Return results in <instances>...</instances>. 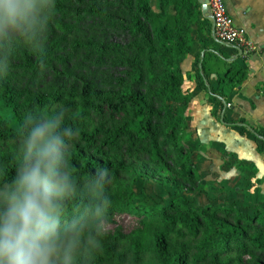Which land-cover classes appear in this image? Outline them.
I'll return each instance as SVG.
<instances>
[{"label": "trees", "instance_id": "obj_1", "mask_svg": "<svg viewBox=\"0 0 264 264\" xmlns=\"http://www.w3.org/2000/svg\"><path fill=\"white\" fill-rule=\"evenodd\" d=\"M53 11L54 17L59 13L100 20L126 38L121 43L72 41L69 49L88 55L93 72L91 78L67 88L58 85L44 92L21 87L23 76L31 77L47 64V53L23 52V60L13 65L8 55L7 72L0 74V144L19 143L21 119L28 111L61 110L53 116L61 118V128L70 130L65 136L66 170L83 185L97 170L106 169L111 200L108 225H115V217L121 215L137 219L136 231L124 233L116 225L107 231L94 258H78L77 264H244L243 259L262 255V207L254 205L241 213L234 203L193 208L184 202L185 188L200 193L202 182L181 142L189 95L181 89L176 60L191 49L197 0H55ZM46 31L48 27L38 23L30 43L42 42ZM61 31L66 40L70 30ZM58 45L55 40L50 47L58 50ZM199 61L197 70L205 82L211 72L216 84L225 87L239 86L245 79V70L231 65L212 71L205 53L196 64ZM112 66L118 70L110 71ZM11 67L14 73L7 75ZM206 84L215 104L212 113L219 118L222 94ZM243 123L240 118L239 131L250 134ZM251 131L263 149L264 136L256 127ZM16 166L11 155L0 154V188L14 176ZM150 176L159 177L166 199L139 207L134 202V182ZM82 199L78 193L69 201V218ZM143 229L146 237L131 235ZM247 264L264 261L255 257Z\"/></svg>", "mask_w": 264, "mask_h": 264}, {"label": "clouds", "instance_id": "obj_2", "mask_svg": "<svg viewBox=\"0 0 264 264\" xmlns=\"http://www.w3.org/2000/svg\"><path fill=\"white\" fill-rule=\"evenodd\" d=\"M54 9L55 0H0V74L12 38L29 43L38 23H53ZM66 135L70 130L51 113L33 109L23 115L15 174L0 188V264H77L101 250L109 173L99 169L78 184L66 170ZM78 193L83 199L69 218V201Z\"/></svg>", "mask_w": 264, "mask_h": 264}, {"label": "crops", "instance_id": "obj_3", "mask_svg": "<svg viewBox=\"0 0 264 264\" xmlns=\"http://www.w3.org/2000/svg\"><path fill=\"white\" fill-rule=\"evenodd\" d=\"M223 2L234 24L245 30L255 49L242 56L235 47L216 41L211 20L207 15L201 14L198 4L197 19L191 27V49L176 60V67L183 79L181 89L189 95L184 112L187 126L185 131L191 133L195 149L198 150L199 157L196 155L192 162L199 177L203 170L200 155L211 150L220 157L214 156L215 167L223 171L230 167L229 174H238L242 185L258 187L259 193L264 196V148H259L258 141L251 133L252 127H256L264 136V0ZM204 53L212 71H223L231 65L246 73L245 79L236 87L216 84V75L212 72L206 78L222 94L221 108H217L219 118L212 113L215 104L208 96L207 82L197 70L200 61L196 64V60L202 58ZM240 118L250 134L239 131L237 123ZM212 161L211 159L208 167L210 169L213 168ZM206 172L205 167L203 173ZM200 180L203 184L204 179L200 177Z\"/></svg>", "mask_w": 264, "mask_h": 264}, {"label": "rangeland", "instance_id": "obj_4", "mask_svg": "<svg viewBox=\"0 0 264 264\" xmlns=\"http://www.w3.org/2000/svg\"><path fill=\"white\" fill-rule=\"evenodd\" d=\"M40 20L43 21V16L40 17ZM46 27H48L49 32L46 31L42 42H38L36 44L30 42L25 43L22 39H17L15 37H13L10 42L8 51L9 55L12 56V59L9 61L11 65L18 64L23 60V56L21 55L23 52L27 55L34 52L47 53L46 57H48V62L43 66V68L39 69L38 72L34 73L31 77L29 73L27 76L22 77L23 83H21V87L23 89L26 88L46 92L58 85H63L67 88L70 84L80 79L87 80L91 78L93 67L90 63L88 55L76 50H70L69 48L72 41L83 43L88 38H93L98 41L111 40L121 43L126 40L121 33L117 32V30L113 31L112 29H108V27L100 20H92L86 17L81 18L80 16L65 17L58 13V15L53 18V23L49 21ZM62 28H68L70 30L66 40L61 38ZM55 40L59 41L58 50L50 47L51 42ZM12 52L14 53L10 54ZM31 59H33V56ZM10 69L11 70L8 71L9 74L7 75L14 73V69H12V67ZM109 70L116 71L118 69L112 66ZM17 73L22 74L21 71H18ZM6 77L7 76H5V78ZM58 112L62 113L61 110L56 111V109L50 110L48 113L55 114ZM181 142L188 149L190 157H192H189L191 162L196 155L199 157V154L197 153L198 150L195 149V145L192 141L191 133L184 131L181 137ZM0 154H9L15 161H17L19 144H0ZM214 156L217 157V154L211 150H208L200 155L202 158L201 167L203 169L202 173H200V177L204 179V185L202 184L200 193H197L189 188H185L183 191L184 202L186 201L193 208H200L206 204L223 205L234 203L239 208L241 213H247L254 205L263 207L264 196L259 193V188L246 187L245 185H242V181L238 174H229L228 170L230 167L225 168L224 171L217 166L215 167L214 161L216 157ZM211 159L213 160L212 169L208 168L211 163ZM205 167L207 168V172L203 173ZM218 172L221 173L217 174ZM158 180V176H150L147 179L140 177L134 182V202L137 206L146 207L165 201L166 194L163 188L158 185ZM115 219V225H108L107 231H111L117 225L124 233L130 234L131 232L136 231L139 227L135 217L121 215L120 217H115ZM146 232V229H143V232H135L131 235H144L146 237ZM255 257L264 261V253L262 255L256 254L250 259H243L244 264H247L249 260H252ZM143 264H152V262L146 261Z\"/></svg>", "mask_w": 264, "mask_h": 264}, {"label": "built area", "instance_id": "obj_5", "mask_svg": "<svg viewBox=\"0 0 264 264\" xmlns=\"http://www.w3.org/2000/svg\"><path fill=\"white\" fill-rule=\"evenodd\" d=\"M207 12L210 15L213 37L216 41L236 48L240 55H247L255 47L245 30L234 24L226 11L223 0H208Z\"/></svg>", "mask_w": 264, "mask_h": 264}, {"label": "water", "instance_id": "obj_6", "mask_svg": "<svg viewBox=\"0 0 264 264\" xmlns=\"http://www.w3.org/2000/svg\"><path fill=\"white\" fill-rule=\"evenodd\" d=\"M197 3L200 5V12L202 15H207L209 18H210V15L208 14L207 12V3H208V0H197ZM211 20V18H210ZM212 32H213V29H212ZM222 119V116L220 115V121Z\"/></svg>", "mask_w": 264, "mask_h": 264}]
</instances>
